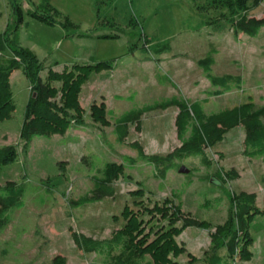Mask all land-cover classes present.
<instances>
[{
    "label": "rangeland",
    "instance_id": "obj_1",
    "mask_svg": "<svg viewBox=\"0 0 264 264\" xmlns=\"http://www.w3.org/2000/svg\"><path fill=\"white\" fill-rule=\"evenodd\" d=\"M69 25H47L28 12L39 0H0V33L12 37L19 29L23 46L43 62L40 72L46 81L48 69L61 72L73 64L112 60L111 67L91 72L80 84V113L67 110L69 125L62 133L37 136L26 145L20 136L23 112L30 95V83L21 69L10 77L15 110L0 121V146L13 145L15 153L0 163V184L13 180L24 188V206L14 209L0 232V264H50L56 254L68 264L102 263L92 252L79 250L71 231L95 239L109 238L126 223L123 210L132 211L149 241L160 227L167 230L172 204L209 223L206 228L190 226L174 235L182 251L170 252L166 264H207L211 253L210 232L228 219L234 208L232 196L239 191L255 192L257 205L264 207V157H248L244 151V129L237 126L205 149L207 164L200 157L184 160L172 156L179 141L174 118L176 108L154 110L142 115L139 129L128 124L122 142L114 132L115 117L126 110L173 95L188 100L208 98L206 112L219 111L242 102L264 104V27L255 36L234 32L231 22L215 21L229 15L217 0H49ZM20 11L21 16H17ZM247 15L264 14V0L249 4ZM27 23V24H25ZM100 35H107L103 37ZM147 38V40H145ZM168 40L171 48L155 54L156 42ZM136 48L130 52V47ZM215 75H239L238 88L211 95V85L200 59L211 50ZM11 50L0 53L5 61ZM77 73V72H75ZM52 98L61 104V81ZM103 104L106 120H95L91 106ZM112 110L113 114L108 111ZM137 141L148 155H157L158 168L168 165L165 178L147 159L138 158L130 143ZM106 163L121 171L112 182L114 195L83 206L72 199L86 194L90 176ZM189 169L179 172L180 167ZM237 177L230 179L229 170ZM225 182L217 180V172ZM157 208L163 209L162 211ZM176 222L173 227H180ZM248 260L229 257L225 247L216 252L223 264H264V214L249 222ZM147 258H151L148 254Z\"/></svg>",
    "mask_w": 264,
    "mask_h": 264
},
{
    "label": "trees",
    "instance_id": "obj_2",
    "mask_svg": "<svg viewBox=\"0 0 264 264\" xmlns=\"http://www.w3.org/2000/svg\"><path fill=\"white\" fill-rule=\"evenodd\" d=\"M260 1L262 0H217L218 5L225 7L229 15L220 13L215 21L220 23L219 21L224 19L231 22L235 33L241 31L255 36L264 27V14L257 17L251 14L247 15L245 12L249 4L256 5ZM18 15L21 16L20 11L17 12ZM28 15L34 20L50 26L61 24L66 28L70 23L67 18L64 19L65 23L55 21L54 15H60V12L50 4L49 0H39L36 9L28 12ZM18 30L17 28L13 29L11 38L7 33H0V53L11 50V55L5 61H0V121L9 118L15 110L10 77L14 70L21 69L30 83V95L24 108L20 128V136L28 145L34 137L64 132L69 125L67 110H73L75 113L81 112L78 103L81 82L93 71L110 68L112 60L88 64L76 63L72 65V69L61 72L48 69V77L44 81L40 75L44 68L43 62L32 50L22 45ZM100 36L107 37V35ZM170 48V42L164 40L156 42L152 51L155 54H161ZM135 50L136 48L133 46L130 47V52ZM214 50L211 49L205 57L200 59V66L211 85L216 88L210 91V94L221 95L233 88L240 87L242 79L239 75H215L212 73L210 66L214 60L211 54ZM50 80L61 81L60 105L52 100L56 88L51 85ZM207 101L208 98L188 100L173 95L126 110L115 117L116 139L119 142L124 140L128 134V124L130 123L136 124L139 129L143 114L175 107L177 112L174 125L179 146L171 152L173 157L184 160L198 156L203 164H207L205 149L221 140L227 131L237 126H242L244 129L245 154L248 157H264V104L242 102L227 106L219 111L206 112L204 104ZM108 113L113 114V111L109 110ZM91 114L99 122L104 123L106 120L103 104L99 106L93 104ZM130 146L137 152L138 158L147 159L158 168L157 155L146 154L137 141L130 143ZM14 153L13 145L0 146V163L7 162ZM158 169V176L165 178L169 166L164 165ZM120 171L119 165L106 163L104 169L97 172L98 174L90 176L89 191L77 199H72L71 205L83 206L113 196L112 182L118 177ZM227 175L230 179L237 177V173L233 169L229 170ZM216 176L220 184L225 182V176L220 171ZM23 194V186L13 180L6 181L4 185L0 184V232L9 222L11 212L24 206ZM231 200L234 202L232 215L224 222L217 224L209 234L211 253L207 264H223L222 257L216 252L221 247H225L229 257L239 255L242 260H248L251 257V251L247 249L250 242L249 222L254 215L264 214V207L260 208L257 205L255 192L242 190L233 195ZM172 207H174L173 215L169 218V223L174 225L176 222H181V226L173 227L172 225L165 231L160 227L154 233L155 238L150 241L148 233L143 232L137 217L128 208H125L122 213L126 218L124 227L115 231L109 238L95 239L76 231H71V237L79 250L92 252L101 257V264H166L170 262L168 259L170 252L177 254L182 251V248L176 245L174 235L180 234L190 226L200 228L209 226L207 221L183 211L182 204H172ZM157 210L162 211L163 209L157 208ZM147 254L151 258H147ZM50 264L68 263L65 256L56 254L51 258Z\"/></svg>",
    "mask_w": 264,
    "mask_h": 264
},
{
    "label": "water",
    "instance_id": "obj_3",
    "mask_svg": "<svg viewBox=\"0 0 264 264\" xmlns=\"http://www.w3.org/2000/svg\"><path fill=\"white\" fill-rule=\"evenodd\" d=\"M179 172H181V173H188L189 172V169L186 168L185 166H182V167H180Z\"/></svg>",
    "mask_w": 264,
    "mask_h": 264
}]
</instances>
